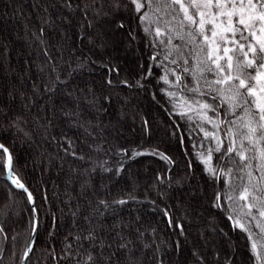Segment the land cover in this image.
Here are the masks:
<instances>
[{"label":"trees","instance_id":"1","mask_svg":"<svg viewBox=\"0 0 264 264\" xmlns=\"http://www.w3.org/2000/svg\"><path fill=\"white\" fill-rule=\"evenodd\" d=\"M76 3L79 0H73V8L69 10L62 6L61 0H0V107L9 117L22 116L26 121L23 127L31 133V140L23 135L17 138L14 132L5 134V142H14L16 169L32 191L38 212L39 226L26 264H57L50 253L54 249L59 255L65 237L71 240L70 232L75 234L86 226L83 216L91 213L89 201L95 205L97 197L112 200L129 193L139 202H130L114 213L105 214L102 219L97 216L93 223L97 224L99 235L109 242L116 231L131 239L140 264H157L158 258L163 264H197L193 251L204 257L205 264H224L226 258L233 257V252L236 253L234 264H253L246 234L239 229L233 230L225 213L211 207L214 191L223 188L222 181L214 183L205 173V165L196 157V153L205 151L200 147L202 143L206 147L216 146L214 141L204 139L201 127L208 131L216 129L201 121L195 111L188 112L191 120L175 114L188 111V108H172L160 91L169 86L158 83L164 69L155 63L152 64V75L141 80L144 87L135 86L136 81L147 73L149 56L153 52L146 46L147 39L135 22L130 21L136 36L130 49L133 48L137 56L131 54L127 60L113 51L117 50L115 47L94 48L87 39L81 43V35H91L99 43L100 26L90 11L85 19L84 14L75 8ZM44 19H50L51 23L43 24ZM88 20L93 21L94 27H88ZM41 27H44V34L37 39ZM45 49L52 58L51 63L44 54ZM85 57L89 58L87 67L67 77V85H60L56 94L49 98L44 85L48 83L51 64L60 67L61 77L65 78L69 63L75 67L77 58L83 60ZM103 64L119 70L110 77L114 82L112 87L105 84L108 71ZM169 79H174L171 73ZM123 80L133 86L125 87L120 83ZM33 85L38 91H33ZM169 90L179 93L175 87ZM72 91L75 96L69 97L66 93ZM9 92L13 94L11 97ZM92 93L100 98V103H104V96L110 97L106 112L97 110L100 104L90 103ZM178 99L173 102L177 103ZM69 111L77 115L69 119L64 115ZM77 120L78 123H74ZM145 120L148 121L147 129ZM49 122L51 126L47 128L45 138L40 125ZM80 124L88 128L95 139L87 135ZM217 135L228 142L222 131ZM65 136L73 141L78 153L85 155L84 161L64 154L61 140ZM101 139L105 141L104 151L93 152L87 147L101 142ZM153 148L170 156L173 163L153 155L132 159L117 155L120 149H128L131 155L133 149ZM217 155L213 154L211 164L219 163ZM104 160L108 161L107 166L112 167L113 172L105 173L99 168L91 171ZM120 163H123V170L117 176L114 170ZM72 168L77 171L73 172ZM5 173L0 176V208L7 215H0V224L4 226L8 240L5 242L0 237V246L5 249L3 264H19L32 232V205L22 191L14 190L9 199L10 185ZM157 176L163 177V181ZM85 182L90 185L86 193L82 191ZM244 203L229 201L237 209L234 216L239 215L242 222L250 219L241 214L240 205ZM163 209L169 211L173 224L183 225V235L179 229L168 226ZM73 212H77L75 224ZM117 222L119 228L112 229ZM137 229L144 232L142 242L151 244V248H141V240L136 238ZM220 230H223L224 237ZM253 231L259 232L254 222ZM228 248L230 254L226 257ZM217 252L219 260L214 258ZM59 264L67 262L60 261Z\"/></svg>","mask_w":264,"mask_h":264},{"label":"snow or ice","instance_id":"2","mask_svg":"<svg viewBox=\"0 0 264 264\" xmlns=\"http://www.w3.org/2000/svg\"><path fill=\"white\" fill-rule=\"evenodd\" d=\"M61 3L69 10L73 8V0H61ZM75 8L84 14L85 19L90 11L93 19L100 26L99 43L91 35L80 36L81 40L87 39L94 48L116 47L121 43L120 37H124L130 44L131 41L136 40L130 21L135 22L147 39L146 46L153 49L149 56L150 65L147 73L136 81L135 86L144 87L141 80L152 75V64L155 63L164 69L158 83L163 82L169 86L161 88L160 91L172 108L183 109L185 106L188 108V111H178L175 114L191 120L192 116L188 115V112L195 111L201 121L211 124L216 129V131H208L201 127L204 139L214 141L216 146L206 147L202 143L200 147L205 151L196 153L197 160L205 165L204 171L213 182L223 183V188L214 191L211 207L225 213L233 230L239 229L246 234V239L250 242L249 252L253 264H264V0H79ZM44 11L47 12V8ZM42 23L49 24L51 20L44 19ZM88 27H94L92 20H88ZM43 34L44 27H41L37 39ZM44 54L51 63L52 58L47 49ZM161 56L162 59L158 60ZM88 62L89 58L85 57L83 60L77 58L75 67L69 63L65 78L61 77L60 67L51 64L44 92L50 94L49 98H51L60 85H67V77L83 70ZM91 62L95 63V61ZM102 66L108 71L105 84L112 87L114 82L110 77L113 73L118 74L119 70L109 67L108 64ZM43 70L42 68L41 71ZM169 73L174 77L173 80L169 79ZM120 83L125 87L133 86L127 80ZM173 87L179 89V93L169 90ZM33 91H38L35 85ZM66 94L74 97L75 91ZM12 95L9 92V96ZM92 95L93 99L90 103L100 104L97 110L106 112V104L111 102L110 97L104 96V103H100V98L96 97L95 93ZM177 98H179L178 102L174 103ZM28 99L31 101L32 98ZM209 112L212 113L211 116L208 115ZM64 115L71 119L77 113L69 111ZM24 123L26 121H23L22 116L9 117L0 107V176L7 172V179L10 181L9 199L12 198L14 190L22 191L26 201L32 205L31 225L34 232L39 226L35 198L16 169L14 142H5V134L11 135L13 132L17 138L23 135L31 140V133L25 130ZM74 123H78V120ZM144 125L147 129V120L144 121ZM50 126V122L47 125H40L44 129L45 138H47V128ZM79 127L84 128L87 135L93 136L83 124ZM100 131L102 135L103 129ZM221 131L227 138V143L217 135V132ZM55 139L53 137V140ZM104 142L101 139V142L89 144L87 147L93 152H101L104 151ZM181 143H183L182 137ZM61 147L64 154L74 160L86 159L84 154L76 151L75 144L66 136L61 140ZM193 148H196V145H193ZM213 154H218L219 163H210ZM117 155L129 159L153 155L167 163H173L170 156L156 148L133 149L131 155L128 149H120ZM107 165L108 161L104 160L91 171L95 172L99 168L105 173L113 172V168ZM71 170L77 171L75 168ZM122 170L123 163H120L114 170L115 175L119 176ZM87 171L88 169H85V172ZM157 179L163 181L161 176H157ZM89 187L90 185L85 182L82 191L86 193ZM229 201L233 203L245 201L246 203L240 205V211L244 217L250 219L242 222L239 215L234 216L237 209L232 207ZM130 202L139 201L130 193L112 200L97 197L95 205L89 201L91 213L83 216L86 226L75 234L70 232L71 240L65 237L60 254L57 255L54 249L50 253L52 259L57 261V264L60 261H65L67 264H140L139 257L135 255L137 249L131 239L116 231L112 241L109 242L99 235L98 226L93 223L97 216L102 219L105 214L114 213ZM162 211L168 226L179 229L180 234L183 235V225L178 222L173 224L169 211L167 209ZM0 215L6 216L7 213L0 208ZM72 216L75 224L77 212H73ZM253 222L254 227L259 230L258 233L253 231ZM119 226L117 222L111 227L117 229ZM99 228L102 229L103 225L100 224ZM152 231L154 232L155 229ZM136 234V238L141 240L142 249L152 247L151 244L142 242L144 232L137 229ZM254 236L257 238L254 239ZM0 237L5 242L8 240L2 224H0ZM12 239L16 238L12 237ZM85 242L88 244L87 247ZM33 246L34 241L29 240L23 256L20 257V264H26ZM4 251L3 246H0V264H3ZM156 251L159 252V246ZM15 255L13 252L12 256ZM192 255L197 264H205L204 257L198 252L193 251ZM214 258L219 260L220 254L215 253ZM157 264H163V260L158 258ZM224 264H232V260L226 258Z\"/></svg>","mask_w":264,"mask_h":264},{"label":"rangeland","instance_id":"3","mask_svg":"<svg viewBox=\"0 0 264 264\" xmlns=\"http://www.w3.org/2000/svg\"><path fill=\"white\" fill-rule=\"evenodd\" d=\"M9 3V2H8ZM8 10V9H7ZM80 42L82 43L83 42V40H80ZM131 44L132 43H130L129 44V42L124 38V37H122V40H121V43L118 45V46H116L115 48L117 49V50H113V51H117L118 53H119V55H122L123 56V58H124V60H127V59H129L128 57H129V55H131V54H133V55H136L137 56V53L133 50V48L132 49H130V47H131ZM136 128V130H137V127H135ZM220 233L222 234V236L224 237L225 235L222 233V231L220 230ZM216 237V236H215ZM219 238V237H218ZM216 239V238H215ZM240 247V249H242V246H239ZM238 247V248H239ZM243 247H244V245H243ZM233 248V247H232ZM25 251V250H24ZM24 253V252H23ZM232 253V252H231ZM227 256L226 257H228L229 256V254H230V251H229V248H228V252H227ZM236 253H234L233 252V257H231V260H232V264H234L235 263V255ZM23 256V255H22ZM235 260V261H234ZM20 263V262H19Z\"/></svg>","mask_w":264,"mask_h":264},{"label":"water","instance_id":"4","mask_svg":"<svg viewBox=\"0 0 264 264\" xmlns=\"http://www.w3.org/2000/svg\"><path fill=\"white\" fill-rule=\"evenodd\" d=\"M5 178H6L7 182H8L9 185H10V181L7 179V172L5 173ZM36 231H37V229H36ZM36 231L33 232V230H32V232H31V236H30V240H33L34 242H35ZM19 264H20V263H19Z\"/></svg>","mask_w":264,"mask_h":264}]
</instances>
